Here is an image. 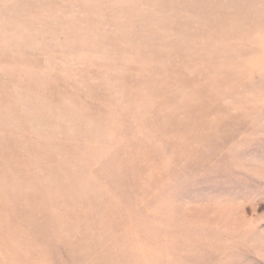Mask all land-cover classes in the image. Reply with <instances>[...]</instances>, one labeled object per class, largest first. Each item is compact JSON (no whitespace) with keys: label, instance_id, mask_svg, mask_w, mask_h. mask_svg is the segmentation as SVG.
Masks as SVG:
<instances>
[{"label":"rangeland","instance_id":"obj_1","mask_svg":"<svg viewBox=\"0 0 264 264\" xmlns=\"http://www.w3.org/2000/svg\"><path fill=\"white\" fill-rule=\"evenodd\" d=\"M0 264H264V0H0Z\"/></svg>","mask_w":264,"mask_h":264}]
</instances>
